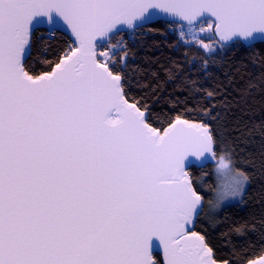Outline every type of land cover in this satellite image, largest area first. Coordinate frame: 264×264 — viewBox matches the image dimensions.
<instances>
[{
    "label": "snow or ice",
    "instance_id": "6c2138e0",
    "mask_svg": "<svg viewBox=\"0 0 264 264\" xmlns=\"http://www.w3.org/2000/svg\"><path fill=\"white\" fill-rule=\"evenodd\" d=\"M150 9L206 52L264 41V0H0V264H161L154 244L162 264H231L194 230L202 196L186 168L216 158L210 125L176 115L154 127L129 95L126 53L116 58L113 38ZM45 23L72 39L37 74L31 37ZM216 176L217 206L242 197L248 176L230 152Z\"/></svg>",
    "mask_w": 264,
    "mask_h": 264
},
{
    "label": "trees",
    "instance_id": "16d2710c",
    "mask_svg": "<svg viewBox=\"0 0 264 264\" xmlns=\"http://www.w3.org/2000/svg\"><path fill=\"white\" fill-rule=\"evenodd\" d=\"M29 65L38 74L58 60L70 38L49 29H34ZM127 56L124 72L129 95L146 103L150 123L161 130L176 115L205 121L215 137L217 154L230 152L235 167L248 176L238 203L206 213L210 201L199 179L214 186V162L190 164L186 170L202 196L195 229L206 235L218 260L245 264L264 252V41L245 45L218 43L212 52L186 45L178 24L156 20L121 31L112 41ZM254 45V46H253ZM205 60L207 64H205ZM212 92L213 96H207ZM211 115L205 116L204 109ZM195 109V111H192ZM154 258L161 261L158 254ZM162 264V261H161Z\"/></svg>",
    "mask_w": 264,
    "mask_h": 264
},
{
    "label": "water",
    "instance_id": "95a60500",
    "mask_svg": "<svg viewBox=\"0 0 264 264\" xmlns=\"http://www.w3.org/2000/svg\"><path fill=\"white\" fill-rule=\"evenodd\" d=\"M149 11L152 12V15L146 22H144V24L142 26L147 25V24H149L151 22H154L156 20H163V21H168V22L174 23L173 22V18L171 16H169V15H167L165 13H162L159 9H150ZM175 24H178V23H175ZM34 29H49L50 30L49 25L46 24V23L37 25V26H35ZM56 29H57L56 30L57 32H60V33H63L65 35H67L70 38V40L72 39L70 31L66 28V26H63L62 24L61 25H57ZM127 30H129V29L126 26H124L123 31H127ZM260 41H262V40L258 39L257 41L253 42V44L256 43V42H260ZM231 42H233V41H231ZM240 42L245 44V45H250L249 43H246V42H243V41H240ZM227 43H230V42H225L224 44H227ZM207 162H209V161L203 160V159L197 160V158H195V157H190L188 166L190 164H192V163H194V164H204V163H207ZM211 162H214V159ZM156 243L158 245V241ZM153 252H154V254L160 255L161 261L163 262V251H162V248H160L159 246L157 247L154 244ZM262 254H264V252ZM245 264H247V262Z\"/></svg>",
    "mask_w": 264,
    "mask_h": 264
},
{
    "label": "rangeland",
    "instance_id": "374dc122",
    "mask_svg": "<svg viewBox=\"0 0 264 264\" xmlns=\"http://www.w3.org/2000/svg\"><path fill=\"white\" fill-rule=\"evenodd\" d=\"M205 35H207V34H205ZM217 44H218V43H217ZM217 44H215V46H214L215 48L217 47ZM220 154H221V153H220ZM220 154H218V155L216 156V158L214 159V163H213V165L211 166V172H212V174H213V180H214V186H213V188L209 189V188L205 185L204 180H203V178H204L205 176H203L202 178L199 179L200 189H201L204 193L208 194L209 197H210V201H209V203H208V205H207V207H206V213L209 214V215L214 214V213H215L216 211H218L221 207H223V206H225V205H227V204L238 203V202H240L241 199H242V197H238L237 199L228 200V201L224 202V204H222V205H219V206L216 205L217 193H218V191H219V185H220V183H221L220 181H218L217 176H216L217 163H218V159H219V155H220ZM246 187H247V185H246ZM244 192H245V191H244ZM242 196H243V195H242Z\"/></svg>",
    "mask_w": 264,
    "mask_h": 264
}]
</instances>
